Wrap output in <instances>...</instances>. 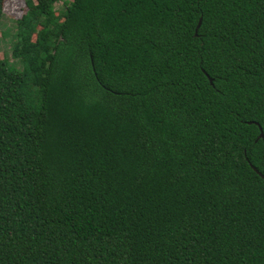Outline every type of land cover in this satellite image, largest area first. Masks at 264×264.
I'll list each match as a JSON object with an SVG mask.
<instances>
[{
    "label": "trees",
    "instance_id": "1",
    "mask_svg": "<svg viewBox=\"0 0 264 264\" xmlns=\"http://www.w3.org/2000/svg\"><path fill=\"white\" fill-rule=\"evenodd\" d=\"M60 1L0 60V264H264V0Z\"/></svg>",
    "mask_w": 264,
    "mask_h": 264
},
{
    "label": "rangeland",
    "instance_id": "2",
    "mask_svg": "<svg viewBox=\"0 0 264 264\" xmlns=\"http://www.w3.org/2000/svg\"><path fill=\"white\" fill-rule=\"evenodd\" d=\"M71 0H62L55 5L58 14L63 11ZM26 0H3V17L0 19V60H8L17 68L21 65L11 58L12 45L14 43V22L23 18L26 14Z\"/></svg>",
    "mask_w": 264,
    "mask_h": 264
},
{
    "label": "water",
    "instance_id": "3",
    "mask_svg": "<svg viewBox=\"0 0 264 264\" xmlns=\"http://www.w3.org/2000/svg\"><path fill=\"white\" fill-rule=\"evenodd\" d=\"M200 25H201V21L199 20V23L197 24V27H196V29H195V35H196L197 30L199 29ZM205 75L207 76V78H208L210 84H213L212 79H210L206 73H205ZM249 124H252V122H249ZM254 124L259 128V132H260V134H259V136H258V138H257V140H259V139L263 138V132H262L261 127H260L257 123H254ZM254 170H255V169H254ZM255 172H256V173H257V174H258V175L264 180V176H263V175H261V174H260L258 171H256V170H255Z\"/></svg>",
    "mask_w": 264,
    "mask_h": 264
}]
</instances>
